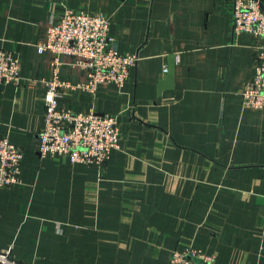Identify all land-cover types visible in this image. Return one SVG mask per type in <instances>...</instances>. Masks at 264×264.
Segmentation results:
<instances>
[{"label":"crops","instance_id":"crops-1","mask_svg":"<svg viewBox=\"0 0 264 264\" xmlns=\"http://www.w3.org/2000/svg\"><path fill=\"white\" fill-rule=\"evenodd\" d=\"M65 11L105 14L118 51L137 56L123 87L94 94L60 57L70 87L58 107L117 117L101 166L37 151L52 58L37 44ZM0 48L20 68L0 85V138L23 154L19 182L0 188V251L23 264H168L196 248L214 264H264V108L241 102L256 41L233 35L231 0H0Z\"/></svg>","mask_w":264,"mask_h":264},{"label":"built area","instance_id":"built-area-1","mask_svg":"<svg viewBox=\"0 0 264 264\" xmlns=\"http://www.w3.org/2000/svg\"><path fill=\"white\" fill-rule=\"evenodd\" d=\"M232 33H245L256 41L253 77L241 91L244 107L264 108V7L261 0H231ZM46 36L37 44L38 53L52 56L50 76L45 83L44 119L38 134L37 151L41 156L67 158L70 163L102 165L118 146L117 117L109 114L74 113L58 107L63 87H70L59 78L61 56L74 58V65L87 73V81L78 88L94 94L100 84L118 88L126 83L129 70L136 65L135 54L120 53L110 37V20L102 13L65 11L46 28ZM20 81L19 61L14 54L0 48V85ZM21 149L7 138H0V188L19 182ZM212 255L196 248L173 250L168 264H214ZM0 264H23L9 250L0 251Z\"/></svg>","mask_w":264,"mask_h":264},{"label":"water","instance_id":"water-1","mask_svg":"<svg viewBox=\"0 0 264 264\" xmlns=\"http://www.w3.org/2000/svg\"><path fill=\"white\" fill-rule=\"evenodd\" d=\"M168 74H169V75H168V80L171 81V80H172V76H173V69H172V66L170 67Z\"/></svg>","mask_w":264,"mask_h":264}]
</instances>
